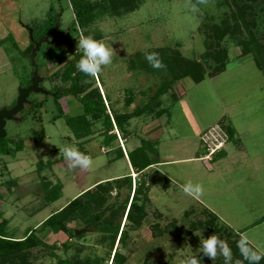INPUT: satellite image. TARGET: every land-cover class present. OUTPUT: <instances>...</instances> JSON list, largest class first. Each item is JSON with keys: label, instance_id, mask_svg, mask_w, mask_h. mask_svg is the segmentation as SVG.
<instances>
[{"label": "rangeland", "instance_id": "1", "mask_svg": "<svg viewBox=\"0 0 264 264\" xmlns=\"http://www.w3.org/2000/svg\"><path fill=\"white\" fill-rule=\"evenodd\" d=\"M212 25L222 29L219 46H226L227 59L225 71L210 80L207 74L215 63L210 55L205 56L208 50L205 40L211 39L206 33ZM83 30L77 26L68 0H0V57L3 56L0 105L12 103L19 87L30 80L33 66L27 49L32 38L40 40L49 35L48 40L54 41L60 34L54 43L48 45L46 41L41 45L35 62L38 73L47 78L43 84L50 90L57 89L59 93L68 86L70 81L64 82L61 73L79 52L77 44ZM86 30L90 34L98 32L100 36L96 38L112 46L115 54L112 63L104 66L97 77H87L83 82L93 83L86 87L88 89L97 86L103 98L108 94L110 99L104 98V103H112L119 112L144 105L163 77L131 63L130 59L139 50L167 46L177 49L185 58L198 60L206 80L197 84L188 76L175 80L161 97L162 106L171 105L167 96L180 93L181 83L186 90L190 88L189 99L194 111L204 112L206 118L223 117L227 121L223 119L222 123L228 128V125H237L244 129L239 135L240 143L247 145L256 170L244 166L216 180L212 189L204 188L201 198L213 204L217 211L213 214L205 211L195 198L185 195L181 188H168L164 182L150 186L146 193L145 216L137 223V213L132 214L136 226L132 221H125L133 177L130 188L127 181H111L106 185L107 191H99L102 205L91 206L92 213H88L99 216L94 226L83 233V237L70 240L63 231H52L48 227L38 231L37 235L53 247L38 251L30 264H56L60 259L74 263L92 259L96 264H110L116 246L124 256L121 264H181L190 255L198 256L201 264H224L221 256L211 260L199 253L200 241L213 233L232 249V264L237 261L248 264L237 248L238 233L247 235L253 243L264 242V74L255 65L251 53L241 54L242 47L236 41L245 39L249 30L264 45V0H199L198 3L195 0H141L135 10L123 15L97 16ZM210 81L215 91L207 88ZM205 91L210 96L199 102L195 94L200 93L203 98ZM127 98L132 100L129 105L124 103ZM29 99L31 102L18 115L20 120L6 122V135L0 139L2 153H5L0 157V222L5 219L8 234L20 239L97 182L131 174L126 158L115 157L117 146L124 152L133 148L132 126L143 117L131 118L132 134L124 139L116 133L117 140L106 147L102 144L103 129L99 122L86 139H76L71 133L65 118L81 111L76 98L65 95L55 101L51 94L33 92ZM41 129L44 136L36 139V132ZM57 145L76 146L93 159L92 169H70ZM153 175L151 172L150 177ZM143 177L148 185V174L144 173ZM57 183L62 184L61 195L48 202L45 193ZM89 197L85 196L84 200ZM141 197L137 195V203L141 202ZM107 220L118 224L119 230L125 224L128 233L123 243L117 244V238L113 242L111 233L105 235L100 231L102 222ZM69 226L85 227L80 219L69 222Z\"/></svg>", "mask_w": 264, "mask_h": 264}, {"label": "trees", "instance_id": "2", "mask_svg": "<svg viewBox=\"0 0 264 264\" xmlns=\"http://www.w3.org/2000/svg\"><path fill=\"white\" fill-rule=\"evenodd\" d=\"M68 1L72 7L77 26L84 29L83 32L81 31V34L88 35L90 33L88 32V30H86V26L93 23L97 16L123 15L135 10L141 0ZM195 1L198 3L199 0ZM209 31L210 32L207 31L206 36H211V39L210 41L205 40V45L208 49L207 51H205V56L210 55L215 64L212 67V70L209 71L207 75H215L225 69L227 48L226 46H219L223 38V32L221 28H219L217 25H212L211 30ZM247 32L248 34L246 38H239L236 41V44L241 45V54H252L255 65L264 74V45L259 43L258 39L255 37L252 31L248 30ZM93 34L95 38L97 36H100L98 32H93ZM32 47L33 42L30 43L27 49V53H29ZM211 51L213 52V54H211ZM146 52L158 53L159 58L163 62L165 67L162 69L153 68L145 58ZM81 56L82 52H77L73 56L74 60L68 62V64H66V66L64 67L61 73L62 77L64 79V82L70 81V83L68 86L62 88V90H60L61 92L59 93L56 89L57 93L55 94L54 99L55 101H58L61 96L65 95H70L73 98H76L81 104V111L75 115H70L65 118V122L71 130V133L75 136L76 139H86L93 133V126H95L96 123L99 122L101 125V129H103L100 133L103 136L102 144L106 147H110L112 142L117 140V136L126 139L132 134L129 130V120L131 118L139 116L141 114L160 115L162 111H164V108L161 104V97L167 92V90L171 87L175 80L188 76L193 79V81L198 82L206 76L204 74L203 67L198 60L183 57L175 48L170 49L167 46H162L150 48L147 50H139L138 52H136L134 57L130 59L131 63L138 69H145L148 70V72L158 73V75L162 74L163 77L158 85V88L149 97L148 101L145 102L144 105H141L140 107L137 106L132 111L119 112L113 107L112 103H110V105L108 103H104V98L106 101L107 99H110L108 94L103 98L97 86H94L91 89L86 88L88 85H90L91 87L93 83H86L83 81H85L87 77L92 79L93 77L86 76L79 70L74 73V71L77 69L76 64ZM131 102L132 100L130 98H127L124 101L126 105H129ZM223 121V118L219 120V122L221 123ZM114 129H116L117 132H115ZM225 129L229 135L231 133V130L226 126ZM43 136V129H41L38 133L36 132V139H42ZM230 136L231 135H229V139ZM1 148L2 146H0V153H2ZM154 152L155 150L153 147V143L149 140L143 139L139 147L129 150L128 152L122 151L117 146V153L115 157L123 158L125 157L126 153L131 166L134 168V171L139 172L152 163L151 154H153ZM219 152H221V150ZM150 175L148 174V185H146V180L143 175L138 177V179L135 181V184L133 185L132 196L127 203L128 207L126 209L125 221H132L134 226H136V223L133 222L132 214L137 213V223L143 216H145L146 212L144 206L146 201H148L146 193L149 190L150 186H154L160 183V174L155 173L151 177ZM116 180L127 181L128 187H132L130 173L121 177L113 178L111 180L106 179L104 181H99L93 187L88 188L82 193L78 194L61 209L56 210L50 216L45 218L41 222L39 228L29 230L28 233L21 239L10 236L6 228L7 221L5 219L2 220L0 222V264H30L31 260L37 257L38 251L42 252L43 250H45V248L51 249L53 247L52 244L46 243L42 238L39 237V235H37L38 231L40 232L42 229L47 227L52 231H63L67 233L69 240L74 237H83V234H80L78 236L74 234V227H70L69 222L80 219L81 221H83L85 227L91 229V227L94 226L96 219L99 217L98 214H95L94 216H90L88 214L89 212L90 214L92 213L91 206L97 208L98 206L102 205L103 197L100 196L101 193L108 190L109 187H106L107 184L111 183V181ZM43 184V190H45V188H47V184L45 182ZM61 188L62 184L60 183L53 185L50 192L47 194L45 193L44 197H46V200L48 202L57 200L61 195ZM99 191H101V193ZM137 195L142 196L140 199V203L136 202ZM85 196L90 197L88 200H84ZM262 220H264V217ZM134 226H132L131 228H134ZM118 227V224L113 225L111 220H107L102 222L100 231H103L105 235H107V233H111L113 235L112 241L114 242L117 238V244H119L125 241V237L128 232L125 228V224H123V227H121L120 230ZM240 236L241 235L238 233V241L240 239ZM118 249V246H116L113 251V255L111 256L110 264H121L123 262L124 256L119 252ZM56 264H96V262L92 259H83L77 260L76 263H74L68 259H60ZM259 264H264V259H262Z\"/></svg>", "mask_w": 264, "mask_h": 264}, {"label": "crops", "instance_id": "3", "mask_svg": "<svg viewBox=\"0 0 264 264\" xmlns=\"http://www.w3.org/2000/svg\"><path fill=\"white\" fill-rule=\"evenodd\" d=\"M2 59L3 56L0 57V60ZM224 71L225 69L215 75H207V77L213 80ZM204 80H206V77L201 81ZM197 83L198 82H195L194 84ZM208 85L209 87L207 88L215 91V86L211 81ZM188 86H190V84H187V87ZM202 86L204 85L202 84L201 87ZM190 90V88L186 90L181 83L180 93H171L169 94L170 96H167L171 100V105L163 107L164 111H162L160 115H139L143 117L132 126L134 129L132 149L139 147L144 139L153 143L155 152L151 154L152 163L143 170L139 172L136 171V173H138L139 176L144 175V173H158L161 175L160 182H164L168 188H180L179 185L192 181L193 183H201L204 188L212 189L216 180L224 178V176L230 174L231 171H240L244 166H249L252 170H256V163L252 161L254 159L247 149V145L245 144L242 146L240 143L239 135H242L244 129L237 125L231 127L228 125L231 130L229 135L231 136L221 152L215 154L210 162H205L200 159L204 154V147L200 141V134L207 126L219 121L221 118L218 116L206 118L205 116L203 117L204 112H198V110L194 111L189 99ZM202 94L203 98L200 93L195 94L199 102H202V99L204 100L208 95L210 96L208 91ZM206 107L210 108V106ZM224 120L227 121L226 119ZM124 158H126L128 162V168L134 171L126 153ZM257 165H260V163H257ZM227 186L229 187L230 185L228 184ZM196 201L203 206L205 211L212 214L217 212L214 206H212L213 204L211 205L202 198L196 199Z\"/></svg>", "mask_w": 264, "mask_h": 264}, {"label": "clouds", "instance_id": "4", "mask_svg": "<svg viewBox=\"0 0 264 264\" xmlns=\"http://www.w3.org/2000/svg\"><path fill=\"white\" fill-rule=\"evenodd\" d=\"M201 2H204V0H201ZM77 50L82 52V56L77 62L76 68L86 76L93 78L102 72L104 66L112 63L115 54L112 46L103 39L95 38L92 34L80 35ZM145 58L153 68L162 69L165 67L159 58V54L156 52H146ZM59 149L64 159L68 162L70 169H92L93 159L84 152H81L76 146L66 145L59 147ZM179 187L185 195L195 199L201 198L205 193L204 186L201 183L188 181L185 184L179 185ZM237 248L248 264H259L264 259V242L253 243L247 235L240 236L237 242ZM199 253L211 260H215L218 256H221L223 257L224 264H232V249L225 240L214 233L207 238L204 237L200 241ZM181 264H201V260L196 255H190ZM237 264H240V262L237 261Z\"/></svg>", "mask_w": 264, "mask_h": 264}, {"label": "water", "instance_id": "5", "mask_svg": "<svg viewBox=\"0 0 264 264\" xmlns=\"http://www.w3.org/2000/svg\"><path fill=\"white\" fill-rule=\"evenodd\" d=\"M29 32L31 35V30ZM46 39L47 37H44L36 41L32 38L31 42H33L34 47L31 49L30 54L27 56L28 59L30 60L31 65L33 66V71L30 77V83L29 85L25 87H19L18 94L15 99V103L11 107L0 108V138L6 135L4 126H5V122L7 119L19 120V117L17 116V114L23 109L24 103L25 102L27 103V96L30 93H33V92L47 93L48 92L45 88L39 86V83L43 80V78L41 75H39L37 64L35 62V55L37 53V50H39L40 44L42 42L47 41ZM89 230L90 229L87 227H81V228L74 227V234L78 236Z\"/></svg>", "mask_w": 264, "mask_h": 264}, {"label": "built area", "instance_id": "6", "mask_svg": "<svg viewBox=\"0 0 264 264\" xmlns=\"http://www.w3.org/2000/svg\"><path fill=\"white\" fill-rule=\"evenodd\" d=\"M228 140L229 135L221 122L217 121L212 126L205 128L200 134V141L204 147V154L200 159L205 162L211 161L215 154L224 148ZM130 175L133 177V183L135 184L138 173L131 171Z\"/></svg>", "mask_w": 264, "mask_h": 264}, {"label": "flooded vegetation", "instance_id": "7", "mask_svg": "<svg viewBox=\"0 0 264 264\" xmlns=\"http://www.w3.org/2000/svg\"><path fill=\"white\" fill-rule=\"evenodd\" d=\"M56 34H54V36H55ZM41 37V36H40ZM59 37H61L60 36V34H58L57 36H55V39H54V41H49L48 40V38H49V35L47 36V41H48V45H50V44H52V43H54L56 40H57V38H59ZM38 39H36V41H37ZM44 42H42L41 44H40V47H41V45L43 44ZM34 46V45H33ZM40 47H39V49H40ZM32 49V48H31ZM30 52H31V50H30ZM37 52H39V50H37ZM37 54V53H36ZM36 56V55H35ZM37 68H38V66H37ZM32 71H33V67H32V69H31V74H32ZM39 75H41V74H39ZM42 76V78H43V80L39 83V86H41V87H43V88H45L48 92H47V94H51V95H53V96H55V94H53V93H55L56 92V90H50V88H48V87H46L45 86V84H43L44 83V81H46L47 80V78H45L43 75H41ZM31 77V76H30ZM48 82V81H47ZM29 83H30V80H29V82H27L25 85H24V87L25 86H27V85H29ZM61 92V91H60ZM30 95H31V93L27 96V103L25 102L24 103V106L26 105V104H28V103H30L31 102V100L29 99V97H30ZM62 97V96H61ZM15 103V100L14 101H12V103H10L9 105H7V104H5V105H0V108H2V107H6V108H9V107H11L13 104ZM24 108V107H23ZM20 114V112L17 114V116ZM8 120H10V119H7L6 120V122L8 121ZM20 120V119H19ZM6 122H5V124H6ZM4 128H5V126H4ZM2 138V137H1ZM0 138V139H1ZM2 155H1V153H0V157H1Z\"/></svg>", "mask_w": 264, "mask_h": 264}]
</instances>
